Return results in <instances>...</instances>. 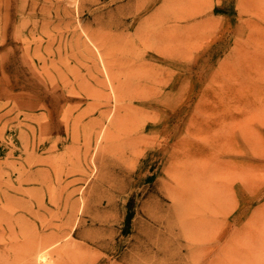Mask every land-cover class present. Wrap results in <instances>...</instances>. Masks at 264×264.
I'll use <instances>...</instances> for the list:
<instances>
[{
    "label": "rangeland",
    "instance_id": "1",
    "mask_svg": "<svg viewBox=\"0 0 264 264\" xmlns=\"http://www.w3.org/2000/svg\"><path fill=\"white\" fill-rule=\"evenodd\" d=\"M48 243L264 264V0H0V264Z\"/></svg>",
    "mask_w": 264,
    "mask_h": 264
},
{
    "label": "bare ground",
    "instance_id": "2",
    "mask_svg": "<svg viewBox=\"0 0 264 264\" xmlns=\"http://www.w3.org/2000/svg\"><path fill=\"white\" fill-rule=\"evenodd\" d=\"M181 15H183V14H181ZM181 18V17H180ZM160 35V34H159ZM158 35V33H157V36H159ZM156 36V35H155ZM156 36V37H157ZM159 38V37H158ZM157 41V40H156ZM158 43V42H157ZM104 70V69H103ZM106 73H108V72H106ZM15 74V73H14ZM109 74V73H108ZM27 77V76H26ZM113 83V82H112ZM109 84V83H108ZM9 90V89H8ZM26 90V89H25ZM27 91V90H26ZM14 94H16V95H18V93H14ZM10 95V94H9ZM13 96V95H12ZM15 96V95H14ZM13 96V97H14ZM11 97V96H10ZM16 98V97H15ZM14 109V108H13ZM101 127H103V125L101 126ZM191 130V129H190ZM96 138H98V137H96ZM99 139V138H98ZM97 142V141H96ZM60 239V238H59ZM52 243V242H51ZM48 246H50L49 245V243L47 244V245H44V246H42V247H40V248H38L37 250H36V252H35V264H44V262L46 261V259H47V255H48ZM49 258V257H48Z\"/></svg>",
    "mask_w": 264,
    "mask_h": 264
}]
</instances>
